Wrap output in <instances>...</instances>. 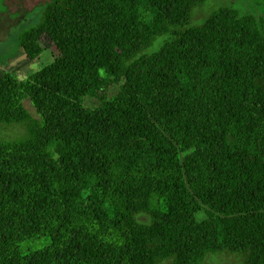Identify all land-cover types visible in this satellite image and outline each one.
Listing matches in <instances>:
<instances>
[{
  "label": "trees",
  "instance_id": "obj_1",
  "mask_svg": "<svg viewBox=\"0 0 264 264\" xmlns=\"http://www.w3.org/2000/svg\"><path fill=\"white\" fill-rule=\"evenodd\" d=\"M206 1L53 0L20 34L57 54L0 69V124L29 129L0 142V264H264V14L194 22Z\"/></svg>",
  "mask_w": 264,
  "mask_h": 264
},
{
  "label": "rangeland",
  "instance_id": "obj_2",
  "mask_svg": "<svg viewBox=\"0 0 264 264\" xmlns=\"http://www.w3.org/2000/svg\"><path fill=\"white\" fill-rule=\"evenodd\" d=\"M53 0H0V69L8 70L21 80L42 70L49 65L57 49L48 36L44 37V53L35 60H30L20 47L19 36L42 21L46 6ZM223 5L238 8L243 12L264 14V0H207L202 11L193 14L194 22L203 20L201 14H208ZM119 90V76L114 75L92 96L86 99V105L97 107ZM25 109L35 119L39 118L37 109L29 98L23 101ZM29 129L22 124H0V142H20L26 140ZM204 214H200L202 219ZM205 264H242L239 259L213 255Z\"/></svg>",
  "mask_w": 264,
  "mask_h": 264
}]
</instances>
